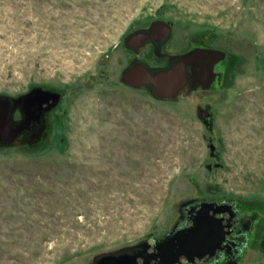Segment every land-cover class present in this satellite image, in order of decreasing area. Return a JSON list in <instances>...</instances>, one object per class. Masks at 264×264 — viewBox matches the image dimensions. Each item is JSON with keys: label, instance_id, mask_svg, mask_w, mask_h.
<instances>
[{"label": "rangeland", "instance_id": "obj_1", "mask_svg": "<svg viewBox=\"0 0 264 264\" xmlns=\"http://www.w3.org/2000/svg\"><path fill=\"white\" fill-rule=\"evenodd\" d=\"M158 18L226 53L215 85L158 101L121 83L122 39ZM33 87L60 99L0 147V264H96L193 197L236 201L240 264H264V0H0V95Z\"/></svg>", "mask_w": 264, "mask_h": 264}, {"label": "flooded vegetation", "instance_id": "obj_2", "mask_svg": "<svg viewBox=\"0 0 264 264\" xmlns=\"http://www.w3.org/2000/svg\"><path fill=\"white\" fill-rule=\"evenodd\" d=\"M140 35H143L144 39H141ZM191 39L190 36L185 39L181 35L178 36L174 23L164 19H153L135 26L122 39V48L131 56L126 66L132 60L137 59L151 68L160 69L180 60L188 78L187 87L182 88L180 93L211 88L218 82L219 65L227 61L226 53L218 46L203 42L190 45ZM204 84H208V86H204ZM43 90L47 91L46 89ZM55 106L56 104L52 105L51 100L48 103H43L42 100L36 99L29 107L22 101L21 105L13 111V121L18 122L25 115L28 117L29 111L33 113L34 119L22 131L18 141L23 137H26L28 141L37 139L45 131L48 113ZM30 116L31 114H29ZM207 201L201 197L182 201L177 212V220L163 237L151 236L146 240L137 242V244L123 248L120 252L111 254L117 257L135 256L136 264H161L163 250L161 240L168 235L171 236L190 227L193 224V216L201 211L202 204ZM208 202H215L221 206V212L214 215L216 219H221L223 230H225L220 248L209 257L204 255L198 258L195 256L189 260L181 256L178 258V264H240L243 252L249 244L253 218L242 215L236 208V201L221 199Z\"/></svg>", "mask_w": 264, "mask_h": 264}, {"label": "water", "instance_id": "obj_3", "mask_svg": "<svg viewBox=\"0 0 264 264\" xmlns=\"http://www.w3.org/2000/svg\"><path fill=\"white\" fill-rule=\"evenodd\" d=\"M140 36L144 39L143 35ZM119 77L123 85L148 91L158 101H175L179 96L184 97L190 92L180 93V90L188 85L185 68L180 60L174 61L168 67L155 69L134 59L121 70ZM36 99L42 100L43 103L51 100L52 105H55L60 95L49 90L45 91L41 87H33L19 97L0 95V147L19 145L20 134L34 117L29 111L27 113L28 117L31 114L29 118L25 115L23 119L15 122L12 117L13 111L21 105L22 101L29 107ZM200 117L204 118L201 114ZM210 150L214 151L213 145L210 146ZM220 207L215 202H204L201 211L193 216V224L190 227L161 240L163 246L161 264H178V258L181 256L189 260L195 256L198 258L204 255L212 256L220 248V242L225 233L221 219H216L214 216L221 212ZM136 262L135 256L117 257L112 254L98 257L95 261L97 264H136Z\"/></svg>", "mask_w": 264, "mask_h": 264}]
</instances>
